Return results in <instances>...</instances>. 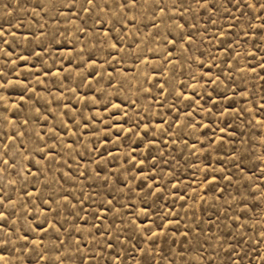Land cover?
Segmentation results:
<instances>
[{
    "label": "rangeland",
    "instance_id": "rangeland-1",
    "mask_svg": "<svg viewBox=\"0 0 264 264\" xmlns=\"http://www.w3.org/2000/svg\"><path fill=\"white\" fill-rule=\"evenodd\" d=\"M260 5L0 0V264H264Z\"/></svg>",
    "mask_w": 264,
    "mask_h": 264
},
{
    "label": "snow or ice",
    "instance_id": "snow-or-ice-1",
    "mask_svg": "<svg viewBox=\"0 0 264 264\" xmlns=\"http://www.w3.org/2000/svg\"><path fill=\"white\" fill-rule=\"evenodd\" d=\"M197 2H201V0H197ZM87 3H88V4H94V0H87ZM122 3H124L125 6H126V5H127V0H122ZM132 4H133V6H135V4H136V0H132ZM97 7H98V5H97ZM260 7L264 8V5H260ZM85 11H87V9H85ZM161 11H163V9H161ZM105 34L107 35V33H105ZM3 35H4V32H3V31H0V36H3ZM173 43H174V42H173ZM112 46H113V47H116L115 44H113ZM115 107L119 108L120 105L117 104V105H115ZM261 107H264V104H262ZM3 163H4L5 165H8V164H9V161L5 159V160L3 161ZM182 199H183V197H182ZM0 203H3V201H0ZM3 218H4V217H3V214L0 213V219H3Z\"/></svg>",
    "mask_w": 264,
    "mask_h": 264
}]
</instances>
